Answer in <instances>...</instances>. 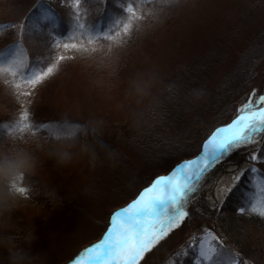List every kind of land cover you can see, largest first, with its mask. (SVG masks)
<instances>
[{
    "label": "rangeland",
    "instance_id": "1",
    "mask_svg": "<svg viewBox=\"0 0 264 264\" xmlns=\"http://www.w3.org/2000/svg\"><path fill=\"white\" fill-rule=\"evenodd\" d=\"M227 1L183 0L173 2L167 12L159 13L149 28L145 27L137 36V40H140L136 44L137 48L117 55L113 63L112 73L117 82L126 84L128 74H139L140 84H136L137 87L110 92L103 87L101 81L92 77L96 73H90L91 79L83 78L82 67H74L75 64L60 71V81L66 82L70 88L65 92L64 99L74 105L71 107H75L76 112L80 110L92 117L98 116L93 118L94 123L90 125L99 131L91 130L88 137L75 142L77 152L79 145L92 146L97 159L95 167L90 166L87 156L77 155L68 165H58L47 154L40 159L36 174L49 190L54 191L52 201L41 207L45 216L37 215V211L31 209L36 199L29 194L20 200L19 208L25 205L31 211L28 208L24 210L35 214L23 217L17 213L10 218L12 227L24 226L25 229H30L28 219L35 223L33 236L37 240L29 245L33 249L30 253L31 259L35 258L39 264H73L84 248L102 238L108 227L111 211L125 207L139 187L160 175L170 173L176 167L174 163L178 159L187 157L198 149L199 137H202L204 127L209 121L205 118L206 115L213 118V121L225 122L232 117L240 101L246 102L253 91L256 95L259 92L264 94V57L262 64L254 70L250 83L227 99V108L217 105L213 109L212 104H209V110H204L203 95H198L201 86L203 90L207 87L202 82L195 83L196 93L194 89H185L186 92L175 94L166 86L169 80L177 77L178 70L185 68L186 64L196 58L211 60L213 65L209 71L212 73L216 68L221 70L228 67L233 62L231 58L236 54L235 49L244 43L246 36L252 35L253 30L264 23V13L255 20L251 21L249 18L252 9L258 8L257 1L254 3L253 0H246L247 3L242 5L240 13H236L235 6L229 5ZM235 1L237 0L232 3ZM25 5L27 3H22L20 9L26 7ZM196 19L201 21H194ZM175 36L178 38L173 40ZM158 42H162L165 56L153 55L154 46ZM220 49L230 54L226 61L223 60L225 62H217L215 59V52ZM141 59L146 63L140 66ZM131 61L136 62L139 67L136 71L130 70L132 73L127 67ZM203 67L201 68L204 69ZM100 69L92 68L93 72ZM204 78L209 77L206 75ZM178 88L182 89L181 86ZM95 101H100L101 105H94ZM67 109L64 108L66 111ZM163 112L169 114L164 121L168 122L163 124L164 129L172 131L173 136L169 138V143L161 145L162 151H156L155 154L151 152L155 143H151V147H144L141 142L134 144L132 136L148 131L149 126L157 121L156 116ZM115 116L117 123L127 117L125 126L132 129V135L115 130L112 125L115 122L112 118ZM38 124H43V121ZM136 127L137 132L134 130ZM180 139L193 140L176 146L175 141ZM257 149L264 150V141L247 146L244 158L239 162L228 161L223 164L215 178L204 187V195L209 203L214 205L225 197L227 193L224 190L232 186L233 179L240 174V170L255 166L264 173V161L250 160V156ZM256 181L255 177L252 178L251 184ZM134 186L136 187L132 192L130 189ZM239 209L234 213H219L213 223L216 229L208 228V224H192L186 218L181 227L147 253L140 264H166L168 259L174 260L172 258L181 249H193V261L200 264L196 250L188 246L198 243L205 231L213 232L235 249H248L247 260L241 264H264V219L251 216L247 212L242 214ZM2 234H7V230L0 232ZM23 245L16 247L27 252L25 243ZM177 260L175 259V264L179 262ZM7 262H10V251L0 245V264H8Z\"/></svg>",
    "mask_w": 264,
    "mask_h": 264
},
{
    "label": "trees",
    "instance_id": "2",
    "mask_svg": "<svg viewBox=\"0 0 264 264\" xmlns=\"http://www.w3.org/2000/svg\"><path fill=\"white\" fill-rule=\"evenodd\" d=\"M123 1L125 2L124 4L122 3ZM178 1L180 2L183 0H172V2H169V0H149V2L134 4L133 7L137 9L139 19H134L132 21L131 30L128 36L121 37V39L125 41L122 47H114L110 50L109 44L111 42L103 40L96 45L99 50L90 56H82L79 53H67L68 55H75V59L61 62L57 73L49 78L42 86L38 87L35 93L27 99L29 101L28 107L30 109V120L33 124L39 125L38 123L42 121L43 124L41 125L64 123L61 131L71 134L61 136L63 137V140L56 142L53 141V138L49 139L47 129L41 127L38 132L32 134L24 133V138L21 140L42 141L43 143L41 147L45 149L47 146L51 147L59 146L60 144H69L73 142L69 137L72 135L73 126L76 125H83L84 129L87 130V134H85L84 130L78 131L75 142L83 139L85 136L88 137L87 135H89L92 130L90 124L94 123V117L86 114L84 111L80 112L79 110L76 112V108L71 107L74 105L71 103L69 104L68 101L64 99L65 92L70 88L67 86L66 82L60 81V71L62 69H69L70 64H75L74 67H82L83 78L91 79L94 77L98 79L101 81L103 87L107 90L109 89L110 92L117 91L118 89L124 91L125 89H131V87L134 86L137 87V85L140 84L139 74H133L130 70L136 71V69L139 68L138 64L132 61L130 64H127V67H129L128 71L132 74H128V82L122 84L121 82H117L112 73L114 60L117 58L116 56L122 54V52L124 54V52L128 50L136 49V44L140 42V40H137V36L145 27L149 28V25H151L159 13L167 12L173 2ZM255 1H257L256 7H259L264 2V0H253L254 3ZM24 2L27 3V6L25 5L26 7L20 9V5ZM128 2L129 0H82L80 5L82 16L81 22L85 24L86 28L90 26L94 31L114 34V31L120 30L119 28H114V21L120 20L124 23L128 22L127 14L124 12ZM45 10H50L54 19H46ZM72 24L73 9L69 6V0H0V52H7L10 49V46L18 43L23 49L24 59L29 67L34 68L46 66L47 63L52 62L56 52L62 53V50L54 49V42L55 40L66 37L71 31ZM7 25H11V27H6ZM22 25H26V27H22ZM77 42L79 43V41ZM140 48L142 47L140 46ZM235 50L236 54L233 55V57L231 56V61H233L231 62V65L229 64L228 67L221 70L216 68L213 73L209 71V69H212L211 66L213 65L211 60H206V58L202 57L190 61V64H186L185 68L176 72L177 77L175 79L167 82V88H171V91L175 94L178 92H186L185 89L191 91L194 89L195 92V83L199 84L202 82V84L207 87L203 90V86H201L198 95L199 97L203 95L204 110H209V104H212L213 109L217 108V105L218 107L225 106V108H227L229 103L228 98H232L236 92H240L243 89V86L248 85L251 81L254 70L257 66L262 64L264 57V23L259 25L257 29L253 30L252 35L249 34L246 36L244 43ZM215 53V59L217 62H225L228 58L227 56L230 55L226 54L225 50L222 49ZM143 63L145 64L146 62L141 59L140 66L143 65ZM202 66H204V69L201 68ZM92 68L101 69L93 72ZM140 69H143V67ZM25 71H27V69ZM90 73H92V75L96 73L94 74L96 77H91ZM206 75H208L209 78H204ZM5 79H11V77L0 75V125H6L13 122L21 110V105L17 102L12 90L4 84L3 81ZM212 81H214V83ZM178 86H181L182 89L178 88ZM259 95L264 94L259 92L257 93V96ZM125 101H127V99ZM243 102L245 101H240L237 106L240 107ZM64 108H68L67 111L64 110ZM168 115L164 112L157 115V121L149 126L148 131L132 136L133 143L139 144V142H141L144 147H151L150 144L155 143V146H152L151 152L155 154L157 153L156 151H159L158 153H160V151H162L161 145L169 143V138L173 136V132L169 129H164L165 127L163 125L164 123H168L164 122ZM205 115L206 114H204V116ZM205 118L209 121L206 123L207 126L204 127L202 137H199L198 143L204 138H207L215 128L223 123L213 121V118L211 119L209 115H206ZM126 119L127 117H124L119 123L114 119L113 121L115 122H112V125L116 128L115 130L119 129L123 134L132 135V129L125 126V123L127 122ZM134 130L137 132V127ZM120 132H118V136L120 135ZM10 136L11 135L4 127H0V143L7 141ZM121 136L122 135H120V137ZM192 140L193 139H180V141H175V144L176 146H179L180 144L185 145L186 142H191ZM247 146L240 147L230 153L219 162L202 181L199 191L194 194L187 209L190 213L187 218L192 224H208V228L216 229L215 224L213 223L214 218L219 215V213H234L237 209L246 205L249 196L255 191L256 183L251 184V179L254 177L255 179H264V176L245 172L240 181L236 183L235 187H232V190L227 192L225 197L214 205L209 203V200L204 195V187L208 181L215 178L217 172L222 168L224 163L228 161H233L235 163L243 159L244 151ZM140 147L145 151V148L142 146ZM114 152L115 154L117 153L115 150ZM38 155L40 156V159H42L43 156L46 155V152L41 151ZM23 186L29 187L30 196L36 199V202L34 203L35 205L31 206V209L36 210L37 215L45 216L43 213L44 209L41 207L46 202L52 201L54 191L49 190L47 188L48 186L39 179L37 174L28 177L23 181ZM195 200L197 201L195 202ZM26 208L30 209L29 207L22 205L18 210H15L12 215H17L18 213V215H23V217H29L35 214L24 210ZM251 216L258 218V216L255 215ZM28 221L30 222L29 224H31L30 229H25L24 226L22 228L21 226H10V229L7 230V234H2V236H11L14 239L15 244L20 247L24 246L23 243H25L26 251L30 254L33 249L29 245H32L33 240H37V237H34L30 244L27 242L26 238L30 237L33 232H35V223L30 219H28ZM36 227L38 228V226ZM220 241H222L224 247L228 248L232 253L238 254L240 262H246L248 249L243 247V250L235 249L229 243H225L221 237ZM192 252L194 253L193 249H190V251L188 249L187 256H175L172 258L174 259L172 261L171 259H168L166 264H175V259H178L177 261H179H176V264H197L193 261L195 255ZM34 259L30 258L26 261V264H29V262L30 264H39ZM7 263L10 264V262ZM200 264H202V262H200Z\"/></svg>",
    "mask_w": 264,
    "mask_h": 264
},
{
    "label": "snow or ice",
    "instance_id": "3",
    "mask_svg": "<svg viewBox=\"0 0 264 264\" xmlns=\"http://www.w3.org/2000/svg\"><path fill=\"white\" fill-rule=\"evenodd\" d=\"M81 2L82 0H69V6L73 9L71 31L66 37L55 40L53 45L54 49L62 50L63 54L56 52L52 62L46 66L29 67L24 59L23 49L18 43L10 46L7 52H0V75L11 77L3 82L12 90L21 105V110L13 122L0 125L11 136L23 139L24 133L38 132L41 127L47 129L49 139L54 135H70L71 133L61 131L64 123L33 124L30 120L27 98L57 73L61 62L75 59V55L67 53L90 56L99 50L96 45L103 40L111 42L110 50L122 47L125 41L121 37L128 36L132 21L139 19L137 9L133 5L149 0H129L124 9L128 22L114 21V28L120 29L114 31V34L94 31L90 26L86 28L81 22ZM45 18L54 19L50 10H45ZM262 141H264V95L257 96L253 91L247 101L240 105L229 123L215 128L207 136L197 157L182 161L168 175L156 177L135 199L113 212L102 238L84 248L74 259L73 264H140L147 253L181 227L190 214L187 210L188 205L194 194L199 191L207 174L234 150ZM250 160L264 161V150L257 149V152L250 156ZM245 172L264 176V173L255 166L240 170V174L234 177L232 186L224 191L230 192ZM16 191L27 197L30 190L20 186L16 187ZM239 211L264 219V179H257L255 191ZM188 248L196 250L197 258L202 264H241L238 254L224 247L220 238L211 231H205L199 242L189 245ZM180 255L187 256L188 251L181 249L176 253V256Z\"/></svg>",
    "mask_w": 264,
    "mask_h": 264
},
{
    "label": "clouds",
    "instance_id": "4",
    "mask_svg": "<svg viewBox=\"0 0 264 264\" xmlns=\"http://www.w3.org/2000/svg\"><path fill=\"white\" fill-rule=\"evenodd\" d=\"M87 130L83 125L73 126L71 145L60 144L59 146H47L42 148V141L39 140H21L16 136H10L7 141L0 143V232L10 229V218L15 210L20 206V200L23 195L16 191V187L23 186V181L28 177L36 174L40 163L38 155L41 151L53 158L58 165H68L73 162L74 158L79 155L87 156L89 164L92 167L96 165V153L92 146L88 144L79 145L77 147L76 135L78 131ZM93 132H98L96 127H92ZM63 140L61 136H53V141L60 142ZM29 189L27 186H23ZM30 244L34 239L33 234L26 238ZM0 245L6 247L10 251V264H25L31 257L28 252L18 249L15 241L11 236L0 235Z\"/></svg>",
    "mask_w": 264,
    "mask_h": 264
},
{
    "label": "bare ground",
    "instance_id": "5",
    "mask_svg": "<svg viewBox=\"0 0 264 264\" xmlns=\"http://www.w3.org/2000/svg\"><path fill=\"white\" fill-rule=\"evenodd\" d=\"M211 2H214V1H216V0H210ZM232 1L233 0H228L227 2H229L228 4L229 5H233V6H235V12L236 13H240L241 11H242V5L244 4V3H247L246 2V0H237V1H235V2H238V3H235V2H233L232 3ZM232 3V4H231ZM208 5V3H206V5L205 6H207ZM202 6H204V5H202ZM214 7V6H213ZM214 9V8H213ZM264 13V2L258 7V8H256V9H252V12H251V16L249 17L250 18V20L252 21V20H255L256 18H258L260 15H262ZM201 19H202V17H200ZM201 19L200 20H198L197 21V19L196 20H194V21H197V22H199V21H201ZM164 33V32H163ZM164 34H166V33H164ZM176 38H178V37H174L173 38V40H176ZM156 46H154V53L155 54H153V55H155V56H160V57H162V56H165L166 55V52H165V50H164V47H163V44H162V42H158V43H156L155 44ZM94 105H101V102L100 101H95L94 102ZM93 117L94 118H98V116L97 115H93ZM100 117V116H99ZM103 119H106V118H103ZM102 119V120H103ZM112 119H117V117L115 116V117H113ZM135 187L136 186H134V187H131V191L132 192H134V190H135Z\"/></svg>",
    "mask_w": 264,
    "mask_h": 264
}]
</instances>
